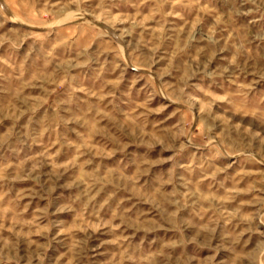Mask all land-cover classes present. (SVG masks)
<instances>
[{"label": "rangeland", "instance_id": "rangeland-1", "mask_svg": "<svg viewBox=\"0 0 264 264\" xmlns=\"http://www.w3.org/2000/svg\"><path fill=\"white\" fill-rule=\"evenodd\" d=\"M0 264H264V0H0Z\"/></svg>", "mask_w": 264, "mask_h": 264}]
</instances>
